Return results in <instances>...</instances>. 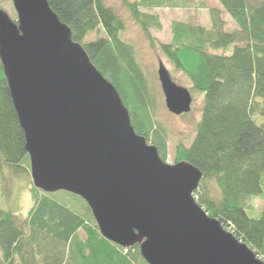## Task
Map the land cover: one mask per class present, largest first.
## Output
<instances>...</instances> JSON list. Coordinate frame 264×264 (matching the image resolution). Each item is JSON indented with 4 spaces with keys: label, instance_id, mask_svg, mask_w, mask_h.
I'll use <instances>...</instances> for the list:
<instances>
[{
    "label": "trees",
    "instance_id": "obj_1",
    "mask_svg": "<svg viewBox=\"0 0 264 264\" xmlns=\"http://www.w3.org/2000/svg\"><path fill=\"white\" fill-rule=\"evenodd\" d=\"M47 1L116 87L135 131L166 161L167 131L154 118V91L135 47L121 36L123 17L104 0ZM121 1L150 46L168 60L170 73H184L191 93L203 97L194 136L175 144L172 162L186 160L200 169L195 200L264 260V0H218L220 6L208 9L209 26L174 20L169 42L151 36L150 29L161 25L148 10L185 7L188 0ZM225 12L236 24L232 30L225 29ZM98 30L101 35L86 38ZM24 144L0 61V172L30 174ZM30 192L25 216L0 206V264H149L138 243L123 247L106 239L79 195L33 184ZM255 198L262 206L251 215Z\"/></svg>",
    "mask_w": 264,
    "mask_h": 264
},
{
    "label": "water",
    "instance_id": "obj_2",
    "mask_svg": "<svg viewBox=\"0 0 264 264\" xmlns=\"http://www.w3.org/2000/svg\"><path fill=\"white\" fill-rule=\"evenodd\" d=\"M0 8V61L24 132L32 183L83 198L101 234L138 243L149 264H264L193 196L202 172L169 163L137 133L116 87L47 0ZM164 104L191 110L192 93L159 60Z\"/></svg>",
    "mask_w": 264,
    "mask_h": 264
},
{
    "label": "rangeland",
    "instance_id": "obj_3",
    "mask_svg": "<svg viewBox=\"0 0 264 264\" xmlns=\"http://www.w3.org/2000/svg\"><path fill=\"white\" fill-rule=\"evenodd\" d=\"M185 7L181 6H163L148 10L158 16L160 21V29L151 28V36L162 42H169L171 39V24L174 20H185L191 23L210 25L208 9L212 6H220L218 0H188ZM104 2L114 8V10L125 20V29L121 36L123 39L132 43L137 52V58L141 67L149 78L150 85L154 91V118H156L167 131V148L168 153L166 161L172 163L173 150L175 144L184 142L188 144L194 136V126L201 115V106L203 97L200 94L192 93L191 110L183 114H174L167 110L164 104V96L157 78V68L159 60L171 71L172 67L168 60L158 50L150 46L149 40L140 25H138L129 14L121 0H104ZM0 8L4 9L8 15L15 20L17 18L16 11L11 0H0ZM226 21L225 29L232 30L236 27L235 22L228 13L223 14ZM101 30L91 32L87 35V39H94L97 35H101ZM233 45H229L226 52L232 51ZM214 52H222L221 49ZM173 80L177 83L189 86V79L180 72H171ZM30 173V172H29ZM30 174L13 173L8 169L0 172V206L4 208H13L19 211L22 216L27 214V210L32 204V196L30 187L32 185ZM7 185V187H6ZM72 195L66 194V200L72 199ZM253 205L252 212L255 215L262 206V201L255 198L250 201Z\"/></svg>",
    "mask_w": 264,
    "mask_h": 264
}]
</instances>
